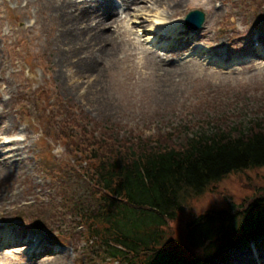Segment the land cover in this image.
Instances as JSON below:
<instances>
[{
  "label": "rangeland",
  "instance_id": "obj_1",
  "mask_svg": "<svg viewBox=\"0 0 264 264\" xmlns=\"http://www.w3.org/2000/svg\"><path fill=\"white\" fill-rule=\"evenodd\" d=\"M52 1L0 0V123L12 121L0 134V228L23 231L18 237L9 233L12 240L39 236L53 246L48 258L62 255L54 264H102L68 214L72 196L94 200L86 162L70 154L72 136L83 132L86 140L105 137L108 144L115 136L179 142L198 130H235L263 120L264 59L257 56L263 46L253 45L264 35V0L138 1L141 10L126 15L122 0H106L101 8L109 3L122 17L97 29L111 38H86L75 50L71 38L77 31H60L55 46ZM95 3H88L91 12L100 8ZM192 10L204 12L202 28L179 33ZM84 26L94 29L93 18ZM210 46L220 53L211 55ZM249 59L250 65L243 63ZM13 139V145L5 143ZM9 149L15 157L5 154ZM263 177L261 168L229 174L196 208L226 206L225 197L238 202ZM24 215L36 218V228L23 222ZM20 246L0 249L7 255L0 264H34L29 248ZM253 247L264 251V238L239 245L215 264H234Z\"/></svg>",
  "mask_w": 264,
  "mask_h": 264
},
{
  "label": "trees",
  "instance_id": "obj_2",
  "mask_svg": "<svg viewBox=\"0 0 264 264\" xmlns=\"http://www.w3.org/2000/svg\"><path fill=\"white\" fill-rule=\"evenodd\" d=\"M235 128L198 130L179 142L162 136L142 141L115 136L108 144L104 136L92 141L83 132L72 136L70 154L86 162L83 172L94 200L89 204L84 197L72 196L68 214L73 223L77 219L82 224L103 261H222L240 244L264 238V177L238 202L225 197L226 206L196 208L227 175L264 169V119ZM25 217L29 222L36 219Z\"/></svg>",
  "mask_w": 264,
  "mask_h": 264
},
{
  "label": "bare ground",
  "instance_id": "obj_3",
  "mask_svg": "<svg viewBox=\"0 0 264 264\" xmlns=\"http://www.w3.org/2000/svg\"><path fill=\"white\" fill-rule=\"evenodd\" d=\"M70 1L73 0H61L59 2L58 5H55L54 0L52 1V6H51V11L54 12V20L56 22V31L58 32L56 37H54V40L56 41L55 46H57V38L59 37L60 31H63V34L69 30H72L74 33L77 31V33H75L72 36V47L73 50L76 49V46H81L82 41H85L86 38L89 39H93L95 40V38L98 39H106V41L108 39L111 38L110 34H104L102 35L100 32H98L97 29L102 28H107V25H113L115 24L118 20H121V16L118 14H116L115 10L110 6L109 3H107V6L104 8H101V5L106 1V0H80L79 2H81L83 9H77V2L74 1L72 2L73 4L70 3ZM91 1V4H93L94 2H96L95 6H99L100 8H98L96 11L91 12V6L88 5V3ZM138 1H149V0H122L123 6L125 7L124 10V14L126 15V13H129V10H134L135 8L138 10H141V7ZM164 1L167 0H150L149 2H152V4H155L157 6L162 5V3ZM88 2V3H87ZM175 5H178L179 2L178 1H174ZM86 5H88V7L85 9ZM93 18V23H94V29H87L85 26L84 27H80L81 25H85L88 22H90V20ZM117 27L119 28V25H117ZM186 30L183 29V25L180 26V31L179 33L182 34V32H185ZM189 31L187 30L185 33H188ZM83 37V39H80V37ZM178 36V33H177ZM185 36H183L184 38ZM256 42H258V44H261V47L263 46V50L260 51L257 56L258 59H264V35H259L258 38L255 39ZM164 42V41H163ZM71 43V42H70ZM179 44L182 45L181 41L179 40ZM191 46V45H190ZM187 47V46H186ZM208 51L210 52L211 55H217L219 54V50L212 46H210L208 48ZM215 60V59H214ZM252 62L251 59H249L246 62H243L247 65H250V63ZM242 63V64H243ZM82 70H86L87 69V65L86 64H82ZM12 126V121H10L9 125L5 122L0 123V130H2L3 132H1L0 134H4L7 132V130L11 129ZM15 139L13 140H9L7 142H5L6 144H10L13 145L15 143ZM4 148V145L0 146V151ZM17 151L13 150V149H9L5 152L6 155L10 156V157H15L16 156ZM16 167V166H15ZM13 167V168H15ZM14 234V236L18 237V235H20L22 233L21 230H13L12 232ZM6 244L12 246V245H16L18 244L16 241H12L10 238V235L7 233V237H6ZM21 242L23 243V246L21 247H26L28 246V244L30 245V243H32V237L25 240H21ZM30 242V243H29ZM35 246L36 250L35 251H31L30 256L31 258L34 259V264H54L55 261L59 262L63 257L62 255H57L55 257L52 258H48V247H47V243H45L44 241H42V238L40 237H35ZM32 246V245H31ZM254 246V244L252 245ZM256 247V246H255ZM255 247H253L252 250L247 251V254L243 255L242 259L240 257H236V261L234 262V264H264V251H260L258 252V248L256 249ZM24 249V248H23ZM237 249V248H236ZM18 253H13V257L10 256L8 257L9 259H13L15 255H17ZM0 257H7V255H0Z\"/></svg>",
  "mask_w": 264,
  "mask_h": 264
},
{
  "label": "water",
  "instance_id": "obj_4",
  "mask_svg": "<svg viewBox=\"0 0 264 264\" xmlns=\"http://www.w3.org/2000/svg\"><path fill=\"white\" fill-rule=\"evenodd\" d=\"M204 12L200 10H192L184 17V23L186 27L193 31L202 28L204 23Z\"/></svg>",
  "mask_w": 264,
  "mask_h": 264
}]
</instances>
